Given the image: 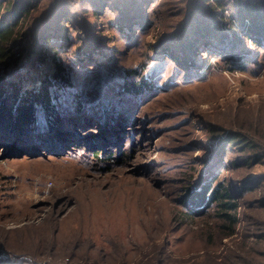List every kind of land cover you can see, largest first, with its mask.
I'll use <instances>...</instances> for the list:
<instances>
[{"label": "rangeland", "instance_id": "obj_1", "mask_svg": "<svg viewBox=\"0 0 264 264\" xmlns=\"http://www.w3.org/2000/svg\"><path fill=\"white\" fill-rule=\"evenodd\" d=\"M34 1L8 77L37 92L49 80L51 96L22 131L18 114L0 120V264H233L264 250V160L246 164L223 137L264 129V46L233 0L222 13L198 0ZM213 174L236 194L254 185L230 235L213 205L188 208Z\"/></svg>", "mask_w": 264, "mask_h": 264}, {"label": "trees", "instance_id": "obj_2", "mask_svg": "<svg viewBox=\"0 0 264 264\" xmlns=\"http://www.w3.org/2000/svg\"><path fill=\"white\" fill-rule=\"evenodd\" d=\"M197 3L200 4L197 8H203V10L219 9L221 13L222 10H226L223 0H198ZM233 3L235 20L242 25L243 30L250 38L256 39V42L262 43L264 46V0H233ZM36 5L34 0H0V120H10L12 116L18 114L16 116L21 124L20 131L24 127L22 121H26L28 118L33 120L36 104H44V101H47L51 96L49 80H46L40 91L37 92L34 89L24 91L19 80L12 81L8 77L11 68H19L18 57L23 53L22 40L26 35V26L30 22L31 9ZM188 8L189 12L195 9L192 7V2L189 3ZM197 16H193L196 26L192 31L199 35L197 37H200L201 41H204L205 33L203 31H205L206 25ZM143 23L144 21H137L136 26L143 25ZM209 44L207 43V45ZM203 45L205 46V44ZM215 48L213 47V49ZM145 87L143 82V86L131 83L126 88L141 93ZM13 107L16 111L12 110ZM212 132L218 133L219 129L214 128ZM223 137H226L224 143L233 145L239 153H243L240 160L246 164L256 165L264 160V129L262 132H258V130L256 132H232L224 134ZM214 176L215 174L201 183L199 190L190 191L187 199L188 208L191 207L189 209L192 213H204L206 207L213 205L215 216L223 222L222 227L227 228L228 235H230L233 234L235 225L240 220L238 210L243 202L238 197L239 193H247L252 190L254 185H252V181H241L237 188L238 194H236L225 180H217L213 184ZM256 179L253 180L255 184L261 183L264 181V176H258ZM262 201L264 206V197ZM193 205L197 207H193ZM259 237L264 239V235ZM248 254L249 256H245L241 260L238 259L239 261L237 260L233 264H239V262L240 264H264L260 260L264 259V250H255Z\"/></svg>", "mask_w": 264, "mask_h": 264}]
</instances>
